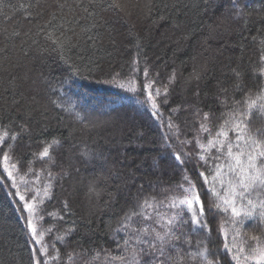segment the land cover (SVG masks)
Here are the masks:
<instances>
[{"label":"trees","instance_id":"16d2710c","mask_svg":"<svg viewBox=\"0 0 264 264\" xmlns=\"http://www.w3.org/2000/svg\"><path fill=\"white\" fill-rule=\"evenodd\" d=\"M246 2L251 20L241 32L220 9L205 13L203 0H0V146L10 156L5 162L0 152V264H31L37 247L46 249L43 264H132L157 232L180 237L165 245L177 264H257L264 192L247 196L257 205L252 217H234L223 201L233 199L227 182L235 175L225 166L214 179L216 164L228 163L218 132L234 152L249 151V137L264 144V0ZM233 129L245 138L239 148ZM199 172L223 199L205 195ZM125 184L130 195L110 198ZM191 184L206 205L229 210L209 220L210 232L190 224L170 232L185 194L178 186ZM16 192L34 205L31 214L19 212ZM146 200L151 206L141 207Z\"/></svg>","mask_w":264,"mask_h":264},{"label":"snow or ice","instance_id":"6c2138e0","mask_svg":"<svg viewBox=\"0 0 264 264\" xmlns=\"http://www.w3.org/2000/svg\"><path fill=\"white\" fill-rule=\"evenodd\" d=\"M93 3L96 2V0H92ZM204 5V11L207 13L209 9L213 12L216 11V9H220V16L222 17V22H228L229 25H235L239 27L240 31L243 32L247 26L249 21L251 20V17L246 15V11H248V5L246 0H203ZM252 11H257L253 9ZM264 11V9L260 10ZM244 21L243 24H241V21ZM262 23H264V19L261 20ZM235 30V29H233ZM47 51L42 50L38 56L37 59L40 58V56L43 55V53ZM55 51V49H53ZM260 60L264 62V55H261ZM42 67V65H41ZM67 71L69 75H73L74 72L71 69H61V72ZM260 73L264 74V67L259 69ZM75 72H78V70H75ZM235 78L239 81L241 79V73L233 70ZM147 73V70H145V75ZM43 77V73L39 72L37 73V79H40ZM44 79H50V77H43ZM112 83H116V80L113 79L111 81ZM121 88H124V85H120ZM146 87V86H145ZM237 87H242V85L238 84ZM129 91L135 92V88L129 89ZM167 91V90H166ZM147 99L149 101H152V107L156 108V102L151 93H149ZM260 99H264V96L260 97ZM239 103V102H237ZM255 101H252L248 107L249 109L253 108L255 106ZM154 115V113H152ZM257 115H261L264 117V108L261 109L260 113H257ZM205 118H207V114H205ZM247 127V125H245ZM236 132V140L235 145L237 148L240 147L241 141L245 138L240 135V132L238 129H233ZM21 132H27V129L21 126ZM261 134H264V129H258L257 130V136H260ZM218 135L223 137L219 141V148L217 151L219 153H224L227 157L228 163L227 165L222 163H217L216 173L214 176V179H217L221 176L223 173V170L225 166L228 169L229 173H233L236 177V179L233 181L231 179L227 182V188H228V194L233 197L232 200H224L223 202L225 204L231 205L230 211L234 217H241V215L245 217H252L255 214V210L257 208V205L253 203L251 199H247L248 195H251L252 193H255L257 196H259L262 192H264V144H262L261 141L252 139L249 137L245 143L250 142L251 149L249 151H245L243 149H240L237 152L233 151V143L228 142V133L225 131L218 132ZM6 143V141H5ZM53 143H58V141H54ZM209 144L215 147L214 141H209ZM203 148V146H200ZM226 147V152H225ZM0 152H4L3 160L5 162L10 160V156L5 152L4 148L0 146ZM90 153H84L83 157H89ZM173 157L174 162L176 163L178 168H183L185 164V160L181 159L180 154L177 153H169ZM49 156V148L45 147L43 152L40 154V158L43 159L45 157ZM101 157L104 159L105 164L108 162V157H103V153H101ZM190 159V157H189ZM214 160L219 161L221 159L220 155H217L213 157ZM200 160H204V157H200ZM116 161H113L115 163ZM158 164V161H154L153 167ZM195 165H193V168L195 170ZM7 168V164L5 163V170ZM141 168V165H137V170ZM2 175V173H0ZM109 175H116L119 177L120 173H109ZM133 179H135L134 173H129ZM198 178L202 179L201 188L204 189L205 195L212 194L217 197V200L223 199L219 196V193L215 191V189H209L207 187L208 180L207 177L203 172L197 173ZM9 176H11V173H9ZM185 181L187 178H183ZM223 181H221V184L223 186ZM13 187L15 185L13 184ZM128 187L125 185L117 186L116 192L110 194V198H113L115 195H130V193H125L124 189ZM183 193L182 199H178V201L174 204V207L176 208V212L174 215V218L168 221V225L170 226V232L173 231V225H183V224H190L194 228H199L200 230H203L205 228H208V222L209 220L216 219L217 215L220 212H226L229 209L228 208H221L219 203L213 202L205 204V200L201 198L200 192L195 188L194 184H191L188 188H183V185L178 186ZM143 186H141L140 191H142ZM17 199V203L20 205L19 212L24 215L25 213L31 214L34 211V205L32 203H27L26 201V195L20 194L19 192H16L14 194ZM239 196L242 199L247 200V204L251 206V210H238V208L235 206V197ZM141 207H150L151 205L148 203V201H144L141 205ZM260 207V213L259 215L264 218V201L261 202L259 205ZM131 215H137V213L133 212ZM185 216H187V219H185ZM129 215H125V219H129ZM26 223L29 229H31V236L32 238H35L36 236V228L33 226L31 219H28L27 216H25ZM208 231L210 232L211 229L208 228ZM146 234L147 230H145ZM168 233H165V235H160L158 232L155 233L154 239L151 241H145L144 243L147 244V248H140L138 251H133L131 255V261L132 264H177V260L173 258L170 255V249L165 250V245L169 244L170 241L179 240L180 237L178 236H171L170 239H166V236H168ZM159 242L158 244L156 242ZM35 243L37 245L40 244L39 240H35ZM127 244L128 241H125ZM225 249L227 250V244H225ZM46 251V249H40L39 247L33 249L30 251V262L31 264H43V256L42 252ZM199 255L203 256L204 252L199 253ZM226 255V253H225ZM194 258V257H193ZM121 261H125V257L121 256L118 257ZM179 259H183V257H179ZM125 264H128L127 261H125ZM257 264H264V249L260 250L259 258L257 260Z\"/></svg>","mask_w":264,"mask_h":264}]
</instances>
